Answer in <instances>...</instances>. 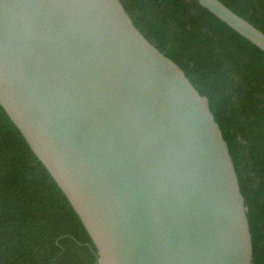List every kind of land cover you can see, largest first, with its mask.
<instances>
[{
	"label": "water",
	"instance_id": "water-1",
	"mask_svg": "<svg viewBox=\"0 0 264 264\" xmlns=\"http://www.w3.org/2000/svg\"><path fill=\"white\" fill-rule=\"evenodd\" d=\"M264 51V32L198 0ZM0 105L80 217L98 264H254L208 96L121 0H0Z\"/></svg>",
	"mask_w": 264,
	"mask_h": 264
},
{
	"label": "trees",
	"instance_id": "trees-1",
	"mask_svg": "<svg viewBox=\"0 0 264 264\" xmlns=\"http://www.w3.org/2000/svg\"><path fill=\"white\" fill-rule=\"evenodd\" d=\"M176 61L229 144L248 206L254 264H264V51L198 0H121ZM264 32V0H221ZM80 217L0 105V264H98Z\"/></svg>",
	"mask_w": 264,
	"mask_h": 264
}]
</instances>
